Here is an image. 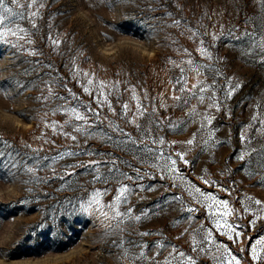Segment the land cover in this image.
Masks as SVG:
<instances>
[{
  "label": "rangeland",
  "instance_id": "374dc122",
  "mask_svg": "<svg viewBox=\"0 0 264 264\" xmlns=\"http://www.w3.org/2000/svg\"><path fill=\"white\" fill-rule=\"evenodd\" d=\"M40 12L36 29L27 19L16 21L28 33L24 40L16 37H9V43L0 40V87L6 90L0 91V141L8 144L6 147L0 143V151L6 154L0 160H7V154L11 153V159L17 162L12 169L14 174L7 181L0 178V264H157L171 252L168 247L156 255L158 249L155 245L165 242L195 255L191 252V236L196 234L194 230L202 221L206 228H212L211 220H205L207 211L201 208L200 212L193 214L199 219L190 223L183 219L187 212L182 210L180 203H166L162 199V196L170 197L175 193L190 206L199 207L188 195V185L177 179L178 187L166 190L172 181H160V172L150 167L164 161L157 160L142 148L138 150L131 143H120L125 138L112 132L106 122L102 128L113 136L112 141L102 139L100 129H97L95 138H86L73 133L71 126H65L64 131L78 135V142L61 135L60 126L70 117L63 112L53 114L51 110L63 102L55 99L44 102L38 97L48 94L49 85L45 81L57 79L59 83L51 85L54 92L68 96V89H71L83 104L96 107L94 99L84 93L81 86L87 84L83 72H89L94 74V80H102L108 85L105 91L112 93L109 99L121 114L123 103H128L135 111L133 88L150 112L151 101L144 99L145 93L155 99L157 107L161 94L169 98L180 95L178 91L174 92L170 82L180 75V70L170 63L169 58L186 61L189 56L183 49L187 48L194 61L203 65L213 63L196 51L200 39H204L207 45H216L210 51L214 56L225 59L216 61L212 68L202 69L206 75L196 77L193 71H188V86L197 78L206 82L214 78L218 97L229 87L225 77L238 81L242 87L231 100L224 102L221 111L217 112L215 108L208 110L215 118L211 125L205 124L203 128L198 116L189 119L179 132L167 127L154 128L149 123L153 116H146L139 123L153 129L157 138L166 139L164 145H152L151 138L145 141L156 156L160 155V150L165 155L185 152L190 163L179 164L184 175L202 189L211 190L218 198L229 201L233 215L227 219L239 225L238 230L244 231L246 236L239 244H232L226 237H219V240L229 244L233 254L241 259V264H264V260L251 261L250 246L244 252L240 251L246 247L247 236L257 238L264 235V219H257L264 218V168L260 167L264 159L255 153L246 156L244 161L235 158L247 150L240 136L252 116L259 111L255 105L258 101L264 103V63L259 62V52L249 54L251 46L248 39L234 40L225 34L223 39L213 41L211 36L212 33L221 34V25L225 33L233 26L240 33L245 28L251 31L253 24L258 31L264 30V4L259 0H46V6ZM173 19L181 20L179 27H169ZM189 28L202 35L190 39ZM205 32L208 34L203 35ZM49 37L59 40V45H54ZM29 39L33 43H27ZM12 45H20L21 50ZM30 51L41 54L29 55ZM184 66L187 67L186 64ZM217 70L219 76L215 75ZM117 81L120 83L112 87ZM64 83L67 88L62 86ZM167 103L170 105L168 110L159 108L155 118L172 115L182 119L192 105H197L198 112H204L208 101L198 103L192 100L187 108L172 107L175 103L172 99ZM103 115L134 138L141 134L134 124L113 116L107 107L103 109ZM52 121L58 122L56 133L46 126ZM211 132L214 136L209 139ZM193 133H197L193 145L183 143L192 138ZM248 135L253 138L254 147L264 146V137L254 129H250ZM205 140L207 144L203 143ZM88 150L105 155L82 154ZM66 151L81 154L64 156L52 163L51 157ZM107 153L112 156H107ZM114 157L125 161L118 165L121 171L134 176L133 167L141 169L142 173L147 172L150 176L139 183L145 187L154 185L153 191L137 188L136 194L129 197L134 205L133 215H141V220L128 221L122 225L123 232L110 229L109 220L101 216L95 205L88 207L93 192H103L105 188L108 192L100 197L101 203L112 202L120 186L114 178L119 177V173H113L108 184L90 183L94 171L89 174L83 168L69 167L86 164L93 159ZM27 168H33V172H27ZM101 171L107 172V168L101 167ZM65 172L72 174L64 175ZM152 174L155 180L151 179ZM4 175L6 173H0V177ZM201 177L216 181L227 191H221L220 187L209 189ZM120 182L132 183L122 178ZM160 184L165 187H160ZM141 196L145 198L140 199ZM256 200L262 203L257 205ZM127 207L122 205L120 210L125 211ZM104 210L107 211L106 208ZM177 219L182 222L177 224ZM251 219H257L254 228L249 225ZM144 232L153 235H140ZM203 234H196V238L200 240ZM122 239L149 245L144 251L147 257L154 259L130 260L124 249L135 254L141 249L128 243L123 247L114 246L113 241L119 243ZM220 255L213 248L207 255L196 256L197 264H220L216 258ZM261 255L264 256V251Z\"/></svg>",
  "mask_w": 264,
  "mask_h": 264
},
{
  "label": "snow or ice",
  "instance_id": "6c2138e0",
  "mask_svg": "<svg viewBox=\"0 0 264 264\" xmlns=\"http://www.w3.org/2000/svg\"><path fill=\"white\" fill-rule=\"evenodd\" d=\"M261 4H264V0H259ZM14 6V7H13ZM46 0H0V40H3L4 43H9V37H16L18 40H24L25 36L28 35L26 29L21 26L20 23L16 21H24L28 20L31 22V26L33 29L38 27L36 21L40 17V10L45 8ZM166 15L171 16V13H166ZM247 23V21H246ZM181 24V20L173 19L172 24L169 27H179ZM14 25V26H13ZM221 34L217 35L216 33H212V40L218 41L224 38V35L231 37L234 40L240 39H248L249 44L251 46L249 54H254L259 52L260 54V63H264V30L258 31L256 25H252V30L249 31L247 28L240 33L236 26L228 28L225 33L224 26L221 25ZM191 33L190 39L194 37H199L202 34L198 31H193L191 28L187 30ZM23 33L24 35H21ZM184 33L182 32L181 35ZM205 32L203 35H207ZM52 43L54 45H59L60 41L52 39ZM27 43H33L32 40H28ZM216 45H207L204 39L199 40V45L196 51L200 54L201 57L206 59L207 61H211L213 63L203 65L197 61L191 59V53L187 48L183 49V52L188 54L189 59L180 60V61H172L169 58L170 63L173 64L174 67L179 68L180 75L171 79L170 82L173 85V90L178 91L180 95H173L172 97H165L161 94V102L158 107L155 103L154 98H149L147 93H145L144 99H149L151 101L149 112V107H146L141 98L136 94L135 88L132 89V99L136 101V108L133 112L128 103L122 104V114L116 108L113 107V102L109 99V96L112 94L110 91H105L108 85L104 81H96L94 80V74L89 72H83V76L87 78V84L81 85L83 88V92L88 94L90 97L94 99L96 107H92L91 104H83L77 95L68 89V96H60L56 92L53 91L51 85H56L59 83L57 79H53L51 81H45L44 83L49 85L48 94L41 95L38 99L48 102L51 99L62 101L63 103L57 105V107L53 108L51 111L53 114L56 112H63L67 116L70 117L69 120H65L64 124L60 126L59 131L60 134L71 139L73 142H78V135L72 134L70 132H66L63 130L65 126H71L72 132L79 134L80 136H85L86 138H95L97 133V129H100L99 135L102 139H106L107 141H112L113 136L110 135L107 131H104L102 125L106 122L108 128L111 129L112 132L117 133L119 136L124 137V140H121L120 143H131L136 146L138 150L141 148L147 153L152 154L157 160H163V164L154 163L151 164L150 167L157 169L160 172L159 180L166 181L171 180L172 183L167 185V188H176L178 185L176 184V180L179 179L181 182L188 185V195L191 197L192 201L195 205L199 207L190 206L182 196L176 195L173 193L170 197L165 195L162 196V199L166 203L170 202H178L182 206V210H186L187 216H184L183 219L193 222L195 219H199V217H194V213L200 212L201 208L207 211V216L205 220L210 219L212 222V228H206L204 222L200 223L199 228L195 229V233L199 234L203 232V236L200 240L196 238V234L191 236V252L195 255L187 254L182 249L178 248L176 245H172L170 242L165 243H157L155 247L158 249L156 255L160 254V250L163 248H171V252H169L168 256L165 257L163 262H157V264H197L196 256L200 254L207 255L213 248L217 253H221L219 257H216L220 260V264H241V259L238 258L237 255L233 254V250L229 246V244L224 243L222 240H219V237H226L227 241L232 244L241 243L242 237H245L246 234L242 230L239 229V225H234L230 223L227 217L233 215V210L229 208V201L226 199L218 198L211 190L202 189L194 182L190 181L183 172V169L179 167V164L188 165L190 162L186 159V153L183 151L175 152L174 154L165 155L163 150H160V155L156 156L153 148L145 143L146 140L151 138L152 145H164L167 143L164 137L157 138L156 133L153 129L145 128L143 124L139 123V121L146 116H153V119L149 120V123L154 126V128L158 129L161 127H167L169 130L174 132H179L184 129L187 125L189 119L193 116H198L201 119V128L207 125H211L213 123V117L211 113L208 111L209 109L215 108L217 112L222 110L224 102L227 100H231L235 92L242 87V85L238 81H234L232 78L225 77L229 87L226 92L223 93L222 96H217L216 92V80L213 78L210 82H206V80L196 79L194 83L188 86V78L186 73L188 71H193L196 77L201 75H206L205 71L202 69L212 68L214 67V63L216 61L225 59L223 57L214 56L212 51H210L211 47H215ZM13 48H16L18 51L21 50L20 45H12ZM41 53L37 51H30L29 55H40ZM37 63H39L37 61ZM187 65L185 67L184 65ZM51 68V65H48ZM26 71V70H25ZM80 74L79 72L77 73ZM216 76L220 75V72L217 70L215 73ZM120 82L117 81L112 87H116ZM63 87L67 88V84L64 83ZM0 91H6L2 87H0ZM168 99H172L175 103L172 107L176 108H187L192 100H197L198 103H204L205 100L208 101L207 107L204 112L197 111V105H192L190 110L185 113V117L182 119H178L169 115L167 117H160L159 119L155 118L154 114L158 113L159 108H163L168 110L170 105L167 103ZM119 100V97H117ZM107 107V110L112 113L113 116H117L118 118L124 119L127 124H134L139 133H141L138 137H133L130 133L126 132L123 127L119 124H116L115 121L109 119L107 115L102 116L103 109ZM255 108L259 111L254 114L251 118V122L245 126L244 131L241 132V142L246 145V151L242 152L235 158L239 161H244L246 156H251L252 153H255L258 157L264 159V146L259 148L253 146V138L248 135V131L250 129H254L260 136L264 137V103L258 101L255 105ZM129 115H131V119H129ZM73 121L79 122L74 123ZM259 125V127H254L255 125ZM50 126L53 130V133L57 132L58 122L52 121ZM214 136V132H211L209 135V139ZM197 133H193L192 138L187 139L183 143L187 145H193L196 140ZM0 143H4L7 147L8 144L6 141H0ZM171 143H176V141H172ZM207 144L208 141L205 140L203 142ZM81 153L77 152H61L57 156L51 157L52 163L54 164L57 160L63 159L64 156H76ZM82 154L93 156V155H105L102 153H94L91 150L83 152ZM6 154L0 151V157L5 156ZM107 156H112L111 153H107ZM9 157L7 160H0V173H6V175L0 177L7 181L9 176H12L14 173L12 169L16 167L17 162L11 159L12 154L8 153ZM44 159H48L45 157ZM143 160V158H142ZM125 161L121 160L119 157H114L108 160H90L86 164H76L70 165V168H83L85 171L92 174L94 171L93 180L90 183H103L108 184L110 178L113 173H119V177H114L118 183H120L119 188L116 190L117 194L113 197L112 202L107 204H102L100 197L108 192V189L96 190L92 194L91 200L88 201V207H92L95 205L97 210L100 211L101 216L105 219L109 220V228H115L123 232L125 229L122 225H126V223L132 219L136 221L141 220V215H133V207L129 201V197L136 194L137 188L142 191L148 192L154 190V185L149 184L145 187L143 184H140V181L149 178L150 174L147 172L141 171V169L134 168L132 165H128L129 167H133V171L135 175H129L127 172L121 171L119 168V164H123ZM101 167L107 168V172H102ZM243 167V165H242ZM261 168H264V162L260 164ZM27 172H33V168H27ZM53 174L56 175L55 169H53ZM70 172H65L64 175H71ZM252 173H249L251 175ZM63 179V176L60 177ZM121 178L123 180L132 182V183H122ZM151 179L155 180L156 177L154 174L151 175ZM201 180L204 185H207L208 188L212 187H220L221 191H227V189L221 187L216 181H209L206 178L201 177ZM262 183H264V179H262ZM160 187H165L164 184H160ZM145 197L141 196L140 199H144ZM255 203L260 205L262 202L260 200H256ZM122 205H128L125 211H121L120 207ZM159 207V205H157ZM107 209L105 211L104 209ZM248 211V209H245ZM143 214V213H142ZM257 219H264L262 217H257ZM257 219H251L249 221V225L251 227H255L257 223ZM181 219H177L176 223H181ZM214 229V231H213ZM188 229H185L187 232ZM215 232V234H214ZM142 236L153 235L150 232L141 233ZM181 236L184 233L180 234ZM179 239V237H177ZM125 243L132 245L134 248L141 249L138 254L131 253L130 249H124V254L130 260H153L154 257H147L144 251L145 248H148L147 244H138L135 241H124L123 239L117 243L113 241L114 246L123 247ZM250 246V258L252 262L262 261L264 260V256L261 255V251H264V235H259L257 238H253L251 236L246 237V247L241 248L240 251L244 252L246 248Z\"/></svg>",
  "mask_w": 264,
  "mask_h": 264
}]
</instances>
